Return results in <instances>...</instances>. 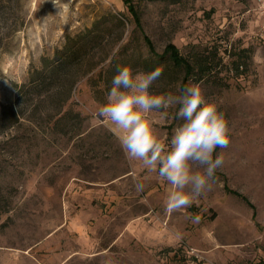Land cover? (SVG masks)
I'll use <instances>...</instances> for the list:
<instances>
[{
    "label": "rangeland",
    "instance_id": "374dc122",
    "mask_svg": "<svg viewBox=\"0 0 264 264\" xmlns=\"http://www.w3.org/2000/svg\"><path fill=\"white\" fill-rule=\"evenodd\" d=\"M135 1L159 52L174 41L210 61L189 83L222 98L220 111L236 129L216 150L224 160L216 181L191 207L165 213L171 186L129 162L94 115L111 88L114 55L151 71L124 0H0V115L43 56L95 23L98 34L72 73L80 122L53 128L48 98L0 133V264H264V6ZM161 68L152 90L178 94L184 70L168 61ZM177 111L158 114L162 141L183 123Z\"/></svg>",
    "mask_w": 264,
    "mask_h": 264
},
{
    "label": "clouds",
    "instance_id": "9594fccd",
    "mask_svg": "<svg viewBox=\"0 0 264 264\" xmlns=\"http://www.w3.org/2000/svg\"><path fill=\"white\" fill-rule=\"evenodd\" d=\"M163 74L161 67L151 71L120 68L112 79L106 102L94 115L116 138L126 159L139 162L171 186L164 201L165 213L191 207L216 181L230 136L236 134L220 105L223 99H208L201 83H188L178 94L156 93L153 86ZM178 106L183 121L170 139L162 141L158 114ZM138 190L142 184L137 183Z\"/></svg>",
    "mask_w": 264,
    "mask_h": 264
},
{
    "label": "trees",
    "instance_id": "16d2710c",
    "mask_svg": "<svg viewBox=\"0 0 264 264\" xmlns=\"http://www.w3.org/2000/svg\"><path fill=\"white\" fill-rule=\"evenodd\" d=\"M124 1L135 21L136 28L142 32L150 49V55L144 57L141 62L145 69L153 70L156 67H162L163 63L168 61L184 70L181 84L183 88L191 78L195 76L201 78L208 68H211L207 56L191 57L183 53L174 41L168 42L164 51L159 52L152 38L144 29L141 12L136 1ZM170 1L175 2L177 0ZM118 19V23L124 24L121 18L118 17ZM95 28L96 23L93 27L77 34V36H69L63 47L57 48L53 56H43L41 66L30 68L28 80L18 86L15 102L2 105L0 133L19 122L31 107L37 106L48 98H51L54 102L53 110L49 111L53 128L63 131V127L72 119L77 118L79 121L82 118L81 112L76 111L73 107V103H76L72 99L73 88L77 80L72 77V73L76 65L78 67L83 63L84 55L90 53L92 41L98 38ZM111 65L115 75L120 68L128 65V62L124 61V58L118 60V56L114 55L111 59ZM237 66H239V63H237ZM233 191L240 193L236 190Z\"/></svg>",
    "mask_w": 264,
    "mask_h": 264
},
{
    "label": "built area",
    "instance_id": "2783aa9c",
    "mask_svg": "<svg viewBox=\"0 0 264 264\" xmlns=\"http://www.w3.org/2000/svg\"><path fill=\"white\" fill-rule=\"evenodd\" d=\"M261 6H264V0H261ZM263 12H264V7H263ZM262 28L264 29V23H263V25H262Z\"/></svg>",
    "mask_w": 264,
    "mask_h": 264
}]
</instances>
